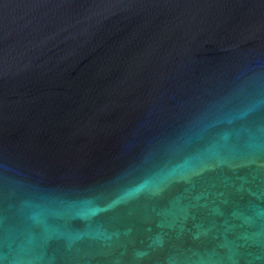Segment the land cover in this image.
<instances>
[{
    "label": "water",
    "instance_id": "1",
    "mask_svg": "<svg viewBox=\"0 0 264 264\" xmlns=\"http://www.w3.org/2000/svg\"><path fill=\"white\" fill-rule=\"evenodd\" d=\"M0 264H264V0H0Z\"/></svg>",
    "mask_w": 264,
    "mask_h": 264
}]
</instances>
